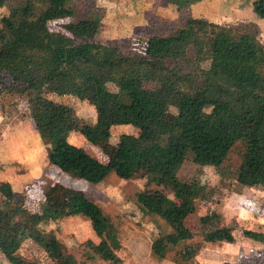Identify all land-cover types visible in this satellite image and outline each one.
Returning a JSON list of instances; mask_svg holds the SVG:
<instances>
[{"label":"trees","instance_id":"16d2710c","mask_svg":"<svg viewBox=\"0 0 264 264\" xmlns=\"http://www.w3.org/2000/svg\"><path fill=\"white\" fill-rule=\"evenodd\" d=\"M11 1L0 0V8ZM204 1L167 0L179 11ZM254 5L264 18V0ZM75 12L72 0H20L10 8L0 24V97H25L37 132L51 142L50 165L94 185L109 176L110 168L72 144L71 133L78 130L97 145L109 142L114 126L139 130L138 135L120 136L111 163L129 176L136 169L147 172L150 182L171 187L183 202L136 195L144 215L163 220L172 230L152 242V256L161 261L195 237L185 225L192 210L186 201L200 191L177 176L189 151L196 164L221 169L236 143L245 142L238 181L247 187L264 181V45L256 32L189 17L170 35L160 36L149 54L134 56L95 42L103 21L95 11L66 25L65 32L50 29V23L73 18ZM49 95L86 101L96 111V122L86 123L73 107ZM167 116H173L172 123ZM0 193L8 201L0 204V252L8 262L39 264L17 255L32 240L44 245L56 264H77L62 243L41 229L60 218V207L47 203L38 211L13 204V188L5 182L0 183ZM82 212L100 236L98 243L88 240L83 246L114 260L109 237L119 238L110 219L93 202ZM210 220L206 216L201 222L204 226ZM203 237L210 243L235 240L229 228ZM186 249L181 257L196 256L197 251Z\"/></svg>","mask_w":264,"mask_h":264},{"label":"rangeland","instance_id":"374dc122","mask_svg":"<svg viewBox=\"0 0 264 264\" xmlns=\"http://www.w3.org/2000/svg\"><path fill=\"white\" fill-rule=\"evenodd\" d=\"M255 1L207 0L206 5L194 10L179 11L167 0H72L75 16L50 23V29L65 32L66 25L84 20L95 11L103 15L95 42L136 56L149 54L160 36L170 35L189 17H199L242 32H256L264 45V18L256 10ZM19 2L13 0L0 8V24L3 16ZM110 90L115 91V86L110 85ZM49 97L73 107L86 123L96 122V111L86 101L75 97ZM208 113L204 115L206 121ZM166 121L172 123L173 116H167ZM138 133L133 126L117 125L112 129L109 142L97 145L89 143L78 130L71 133L69 141L72 144L110 168L109 176L102 183L90 184L50 165L51 142L37 132L27 99L3 95L0 97V183L5 182L13 188V204L38 211L47 203L56 204L57 209L60 207V218L42 225L41 229L62 243L77 264H264V181L255 187L244 186L238 181L246 151V143L242 141L236 143L221 169L198 165L194 153H187L177 176L200 191L186 201L192 210L185 225L195 237L168 252L161 261L152 256V242L172 230L163 220L144 215L136 204V195L167 196L178 205L183 202L175 198L171 187L150 182L147 172L136 169L129 176L111 163L120 136ZM87 202L95 203L117 232L119 241L109 237L116 254L114 260L102 259L83 246L88 240L100 241L90 218L82 212ZM7 203L0 193V204ZM206 216L211 220L203 226L201 219ZM222 228L232 230L233 243L204 240V233ZM186 248L197 251L196 256L181 257ZM88 254L92 258H88ZM17 255L30 262L56 264L45 246L32 240L26 241ZM0 264H11L1 252Z\"/></svg>","mask_w":264,"mask_h":264},{"label":"crops","instance_id":"0c3cea01","mask_svg":"<svg viewBox=\"0 0 264 264\" xmlns=\"http://www.w3.org/2000/svg\"><path fill=\"white\" fill-rule=\"evenodd\" d=\"M206 1H207V0H205L204 2H201V3H198V4L194 5V6H192L191 8H193V10H194V8L197 7V6H198V7H199V6H204V5H206ZM196 18H199V17H196ZM207 19H208V18H207ZM208 20H209V19H208ZM218 24H220V23H218Z\"/></svg>","mask_w":264,"mask_h":264}]
</instances>
